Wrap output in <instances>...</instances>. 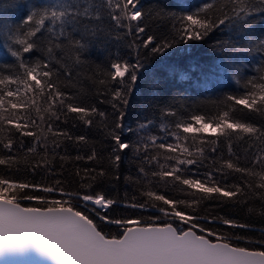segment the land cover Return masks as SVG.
Returning <instances> with one entry per match:
<instances>
[{"label": "snow or ice", "instance_id": "6c2138e0", "mask_svg": "<svg viewBox=\"0 0 264 264\" xmlns=\"http://www.w3.org/2000/svg\"><path fill=\"white\" fill-rule=\"evenodd\" d=\"M12 9L24 10L18 21L11 18ZM105 19L117 31L123 30V37L131 38L126 46L136 56L133 63L117 55L107 68L97 66L92 73V77H103L98 83L111 97L102 101L111 105L110 114L87 106L60 82L62 74L71 83L72 66H87L89 50L107 39L111 29L106 32ZM160 19L170 21V31L162 36L148 34L145 21ZM258 22L264 23V0H203L195 9L181 13L162 6L145 9L142 0H0V48L12 58L11 65H4L8 71L0 69V149L9 153L0 156V165H19L15 153H22L32 173L44 170L54 175L50 152L54 159L65 140L88 143L84 135L73 138L57 124L67 123L69 113L89 126L95 117L101 118L105 138L110 141L106 157L98 154L95 145L90 154L75 157L101 164L82 172L77 169V191L67 190L59 179L40 183L0 177V255L34 251L55 264H264V237L252 239L207 226L219 222L244 229L251 225L199 214L202 200L226 198L233 204L247 205L250 196H259L264 201V147L251 151L248 165L241 166L238 156L231 158L233 138L243 140L247 134V138L264 144V129L236 116L238 106H242L240 111L264 115V75L248 78L242 95L225 96L220 102L223 109L212 117L195 111L178 118L175 108L163 107L160 112L165 120L177 119L161 122L158 133L151 131L153 121L146 119L138 124L134 143L123 135L133 131L125 128V108L145 67L144 59L163 57L177 45L201 41L227 29L231 35L218 40L216 50L224 54L221 70L233 71L239 84V68L229 53L264 55V34L253 32ZM141 49L146 50L144 59ZM36 51L43 52V57L26 62V54ZM208 129L228 141L230 157L213 160L211 169L201 173L204 141L198 147L196 140ZM25 138H31V143ZM209 143L215 145L216 141ZM127 150L138 162L135 182L145 180L148 185L163 183L198 192L192 193L189 201L142 188L141 199L125 194L121 202L97 191L94 185L121 179L119 170ZM233 173L240 174L239 182L228 183ZM257 176L258 184L250 179ZM114 205L140 215H109ZM259 215L264 217V205ZM105 225L114 226L116 231H104ZM242 240L246 246L240 245Z\"/></svg>", "mask_w": 264, "mask_h": 264}, {"label": "trees", "instance_id": "16d2710c", "mask_svg": "<svg viewBox=\"0 0 264 264\" xmlns=\"http://www.w3.org/2000/svg\"><path fill=\"white\" fill-rule=\"evenodd\" d=\"M39 2V0H36ZM51 2V0H50ZM203 0H142L145 9L162 6L167 10L181 13V10L187 11L195 9ZM11 18L13 21H18L24 14V10H11ZM259 20V17H257ZM149 27L148 34H155L162 36L167 34L171 29V23L167 19L147 20L145 21ZM104 27L106 32L108 29L107 39L103 44L92 47L87 53L85 59L87 66L76 67L72 66L73 78L69 83L64 76L60 75L61 86L65 90L70 91L76 95L87 106L94 105L98 110L104 111L106 114L113 112L109 103L102 102L111 99L106 94L104 86L99 85L98 80L103 78L102 75L92 77L93 71L97 66L100 69L107 68L108 64L117 55L129 62H135V53L126 45L131 38L123 37V30L117 31L111 24L110 20L105 19ZM253 32L259 36L264 34V23H257L253 26ZM231 35L227 29L217 30L201 41H190L187 44L177 45L175 49H171L163 57H149L144 59V52L141 49V58L144 59L145 67L138 74V80L134 86L133 91L128 96V104L125 108L126 116L124 119L125 128L132 129L131 133L125 131L124 137L128 142L134 143L137 140L136 130L138 124L144 122L146 119L153 121L151 131L158 133L159 124L161 122L170 123L177 118L169 117L165 120L160 112L163 107H173L179 114L178 118H184L188 114L199 111L207 117L214 116L218 111L223 109L220 103L228 94L242 95L244 91L245 81L253 76L259 77L264 75V55L260 53H241L231 54L235 57V66L239 68L240 83H236L235 73L231 70H221L222 53L216 50V42L218 40L227 39ZM116 36H121V39H116ZM47 37V33L44 34ZM44 53L36 51L32 54H26V62H35L43 57ZM55 64L54 61H50ZM72 65V61H68ZM12 58L9 57L3 48H0V69L8 71L4 65H11ZM56 67H59L56 65ZM14 71V69H13ZM63 71V70H61ZM89 77H92L91 79ZM43 102H41L42 104ZM242 106H238L236 116L242 122H251L259 128L264 129V115L257 112H250L248 110L240 111ZM93 125H85L79 120L76 114L69 113L68 121L57 122L59 127L67 130L73 138L79 135H84L88 143L86 145H78L75 140H65L62 147L56 149L55 158L52 159L50 152L49 158L55 174H50L44 170H38L32 173L28 170L23 159L22 153H15L19 160V165H0V177L14 178L16 180H27L29 182L53 183L56 179L63 182L64 187L70 191L79 190L80 177L76 175L77 169L82 170L86 167L99 168L100 163L95 161L76 160L77 155L90 154V148L95 145L99 155L107 156V151L110 141L105 138L104 128L101 124V118L95 117ZM111 116H109V121ZM163 135V133H159ZM26 143H31V138H25ZM204 141L205 159L204 166L200 167V172L208 171L212 167L213 160L228 159L230 157L228 151V141L219 137L218 133L213 130L206 131L198 135L196 144L200 145V141ZM216 141L215 145L209 141ZM190 143V141L186 142ZM232 155L231 158L240 157L241 166L248 165L251 158V151L264 147L260 142H254L247 138L240 140L233 138ZM215 147L216 151L212 152L211 148ZM9 153L6 150L0 149V156L7 157ZM60 156L66 157L64 160ZM163 162V161H161ZM106 164V161L104 162ZM138 162L133 159V153L127 150L120 166L119 181H106L99 186L94 185L97 191H103L110 198H116L123 201L125 194L130 198L135 195L141 199V190L152 188L161 193L166 194L173 199H186L191 201L192 193L198 190L182 191L180 186L171 187L163 183L148 185L147 181L141 180L139 183L135 182L137 176ZM219 166V165H217ZM19 167V171H17ZM259 171V169H256ZM131 176L133 180L126 181L124 178ZM240 174L233 173L228 177V183L239 182ZM149 179L151 177L149 176ZM216 179L220 180L219 174ZM255 183H259V177H251ZM186 188V186H184ZM35 203V202H24ZM264 201L259 196H250L249 202L245 204H233L232 201L223 198V201L218 199L202 200L199 206V214L201 216H221L237 220L240 223L251 225L249 228L232 229L219 222L207 225L213 227L218 231L226 232L228 234L235 233L237 235H245L252 239H260L264 237V217L259 215L261 206ZM249 208L255 209V212H249ZM114 211H110L109 215H140L138 212H133L131 209H126L120 205L113 206ZM149 213H143L147 216ZM104 231L115 232L114 226L105 225ZM241 246H246L245 241L239 242Z\"/></svg>", "mask_w": 264, "mask_h": 264}, {"label": "water", "instance_id": "95a60500", "mask_svg": "<svg viewBox=\"0 0 264 264\" xmlns=\"http://www.w3.org/2000/svg\"><path fill=\"white\" fill-rule=\"evenodd\" d=\"M0 264H55L54 261L38 256L34 251L0 255Z\"/></svg>", "mask_w": 264, "mask_h": 264}, {"label": "rangeland", "instance_id": "374dc122", "mask_svg": "<svg viewBox=\"0 0 264 264\" xmlns=\"http://www.w3.org/2000/svg\"><path fill=\"white\" fill-rule=\"evenodd\" d=\"M209 130H212V129H208L207 131H209Z\"/></svg>", "mask_w": 264, "mask_h": 264}]
</instances>
